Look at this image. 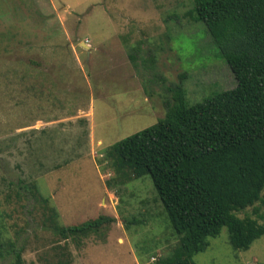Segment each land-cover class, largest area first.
<instances>
[{
	"label": "rangeland",
	"instance_id": "obj_1",
	"mask_svg": "<svg viewBox=\"0 0 264 264\" xmlns=\"http://www.w3.org/2000/svg\"><path fill=\"white\" fill-rule=\"evenodd\" d=\"M197 1L0 0V264L171 254L178 238L150 176L109 188L104 155L163 119L179 86L190 104L236 87ZM99 217L115 220L87 239L54 232ZM208 242L196 264H264V237L239 252L225 228Z\"/></svg>",
	"mask_w": 264,
	"mask_h": 264
},
{
	"label": "trees",
	"instance_id": "obj_2",
	"mask_svg": "<svg viewBox=\"0 0 264 264\" xmlns=\"http://www.w3.org/2000/svg\"><path fill=\"white\" fill-rule=\"evenodd\" d=\"M195 10L236 87L190 104L177 86L163 119L104 155L116 173L109 188L145 176L153 182L178 238L157 264H196L194 257L224 228L238 252L264 237V0H198ZM140 53L143 66L152 69L153 57ZM114 220L99 217L54 232L64 241H81Z\"/></svg>",
	"mask_w": 264,
	"mask_h": 264
},
{
	"label": "water",
	"instance_id": "obj_3",
	"mask_svg": "<svg viewBox=\"0 0 264 264\" xmlns=\"http://www.w3.org/2000/svg\"><path fill=\"white\" fill-rule=\"evenodd\" d=\"M81 46L84 47L85 49H89V47L87 45H85L84 43H82Z\"/></svg>",
	"mask_w": 264,
	"mask_h": 264
}]
</instances>
